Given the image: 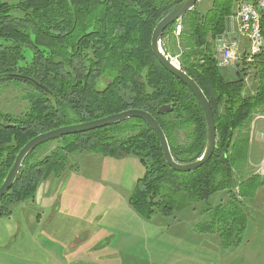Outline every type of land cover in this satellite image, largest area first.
I'll use <instances>...</instances> for the list:
<instances>
[{
	"label": "trees",
	"instance_id": "obj_1",
	"mask_svg": "<svg viewBox=\"0 0 264 264\" xmlns=\"http://www.w3.org/2000/svg\"><path fill=\"white\" fill-rule=\"evenodd\" d=\"M182 1L18 0L11 4L0 0V86H25L21 99L27 103L19 114L0 109V186L18 152L38 134L133 108L155 116L177 162H194L203 155L204 111L192 91L159 63L151 47L158 22ZM237 1L213 0L205 12L194 6L180 19L179 35L174 32L178 20L161 38L166 54L167 41H181L178 64L211 103L217 143L208 162L190 172L173 169L152 128L141 118L131 117L55 139L59 146L43 158H36V153L51 141L35 148L13 186L0 198V215L9 214L13 204L34 198L40 182L59 176L73 153L137 157L145 173L130 204L146 219L173 217L221 191L232 194L237 187L235 157L248 144L235 142V133L254 111L264 108V53L255 57L258 85L253 95L243 94L241 71L234 73L218 64L217 40L228 32ZM162 105H170L171 110L160 113ZM180 132L188 144L178 142ZM256 177L247 179L248 185ZM257 186L250 189L242 182L240 194H254ZM234 197L230 204L204 208L209 219L196 228L219 232L222 237L233 233L237 214L242 212V203Z\"/></svg>",
	"mask_w": 264,
	"mask_h": 264
},
{
	"label": "rangeland",
	"instance_id": "obj_2",
	"mask_svg": "<svg viewBox=\"0 0 264 264\" xmlns=\"http://www.w3.org/2000/svg\"><path fill=\"white\" fill-rule=\"evenodd\" d=\"M1 1L14 4L18 0ZM212 1L199 0L195 7L205 12ZM253 1L238 0L232 15L238 13L241 3ZM181 22L174 32L178 25L182 30ZM228 23L232 24L231 31L220 35L217 42L223 36L229 42L237 39L239 57L223 68L241 71L245 76L243 94L253 95L258 85V60L256 55L248 59L247 42L238 34L236 16ZM167 43V55L178 64L181 41ZM23 87L1 85L0 109L15 114L25 110ZM177 140L189 143L184 132L178 133ZM234 140L248 143L241 146V155L234 156L238 163L236 179L257 175L253 182H260L264 179V108L251 114ZM58 146L59 141L52 140L37 151L36 158L50 155ZM144 173V166L133 155L120 159L87 152L69 155L67 168L59 176L40 182L34 198L15 203L9 214L0 215V264H210L211 260H216L215 264H260L264 203L258 209L240 205L242 212L237 214L234 232L220 236L224 247L215 243L210 247L204 243L209 236L195 230L196 225L209 219L203 209L219 205L223 200L220 196L231 199L237 187L232 194L218 192L173 217L146 219L130 204V196ZM261 194L263 198L264 186Z\"/></svg>",
	"mask_w": 264,
	"mask_h": 264
},
{
	"label": "water",
	"instance_id": "obj_3",
	"mask_svg": "<svg viewBox=\"0 0 264 264\" xmlns=\"http://www.w3.org/2000/svg\"><path fill=\"white\" fill-rule=\"evenodd\" d=\"M198 1L199 0H183L181 3H179L158 22L151 37L152 51L159 63L167 71L178 77L192 91L204 111L207 127L206 147L203 155L198 160L190 163L177 162L172 156L167 136L155 116L146 110L133 108L108 115L103 118L67 126H61L59 128L40 133L37 136L33 137L18 152L8 175L0 186V198H2L13 186L27 155L38 146L46 142L61 138L63 136L83 133L94 129L110 126L131 117L141 118L150 126V128H152V130L158 137L167 163L173 169L180 172H190L196 170L197 168L208 162L215 152L217 143V126L211 103L196 80L183 69H181V67L164 52L161 46V38L166 29L176 21L180 20L184 14H186L196 5ZM170 110V105H162L159 108V112L162 114Z\"/></svg>",
	"mask_w": 264,
	"mask_h": 264
},
{
	"label": "built area",
	"instance_id": "obj_4",
	"mask_svg": "<svg viewBox=\"0 0 264 264\" xmlns=\"http://www.w3.org/2000/svg\"><path fill=\"white\" fill-rule=\"evenodd\" d=\"M235 16L238 22V34L246 40L248 47L246 53L251 60L253 56L264 51V0L241 3ZM235 16H230V22ZM180 32L181 25H178L175 34L179 35ZM236 41L237 39L229 42L225 36L218 41L216 56L221 68L230 66L239 57L235 47Z\"/></svg>",
	"mask_w": 264,
	"mask_h": 264
},
{
	"label": "crops",
	"instance_id": "obj_5",
	"mask_svg": "<svg viewBox=\"0 0 264 264\" xmlns=\"http://www.w3.org/2000/svg\"><path fill=\"white\" fill-rule=\"evenodd\" d=\"M235 174H237L236 173V170H235ZM251 176H253V175H250V176H247V177H245V178H243V179H241V180H237L236 179V182H237V188L235 189V191H234V194H232L231 195V199H229V200H226L225 198H223L222 196H220L223 200H221V202H219V205H222V204H230L231 202H232V200H233V198H235L234 197V195H236V199L237 200H239L243 205L245 204L246 206H252V207H257V209L260 207V204L261 203H264V202H262V200H264V197L262 198V194H261V191H262V189H263V186H264V179H262L259 183H260V185H256L257 184V182H255L254 184H250V185H248V183H249V180L247 181V179H249ZM257 176V175H256ZM243 182V186H245V187H248V188H250V189H253L254 188V186H257V189H256V191H255V193L254 194H249V195H241L240 194V185H241V183ZM252 191V190H251ZM222 192H224V191H221V193ZM236 193V194H235ZM264 196V195H263ZM218 205V204H217ZM216 205V206H217ZM213 207V206H212ZM207 215L208 216V218H209V215L207 214V213H203V215ZM206 216V217H207ZM207 220V219H206ZM205 220V221H206ZM197 226V225H196ZM195 230H196V227H195ZM244 230V229H243ZM200 232V231H199ZM244 233L246 232V230L245 231H243ZM201 234H205L206 235V237L207 236H209V237H207V238H205V241H204V243L206 244L207 243V245L208 246H210L211 244H216L217 246H219L220 247V245H221V247H224L223 246V244H224V241L221 239V235H220V233L219 232H200ZM215 236H216V241H212V239L213 238H215ZM217 236H219V239L217 238ZM213 237V238H212ZM211 247V246H210ZM261 255H260V264H264V247H263V249L261 250V253H260ZM225 255V254H224ZM249 256V255H248ZM242 260L244 261V260H246V258H245V255H243L242 256ZM216 261V260H215ZM215 261H210V264H215Z\"/></svg>",
	"mask_w": 264,
	"mask_h": 264
},
{
	"label": "bare ground",
	"instance_id": "obj_6",
	"mask_svg": "<svg viewBox=\"0 0 264 264\" xmlns=\"http://www.w3.org/2000/svg\"><path fill=\"white\" fill-rule=\"evenodd\" d=\"M175 62V61H174ZM176 63V62H175ZM177 64V63H176Z\"/></svg>",
	"mask_w": 264,
	"mask_h": 264
}]
</instances>
